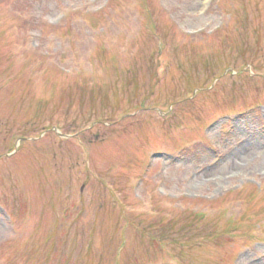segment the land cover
Returning <instances> with one entry per match:
<instances>
[{
	"label": "rangeland",
	"instance_id": "1",
	"mask_svg": "<svg viewBox=\"0 0 264 264\" xmlns=\"http://www.w3.org/2000/svg\"><path fill=\"white\" fill-rule=\"evenodd\" d=\"M141 1L0 0V264H264V0Z\"/></svg>",
	"mask_w": 264,
	"mask_h": 264
},
{
	"label": "bare ground",
	"instance_id": "2",
	"mask_svg": "<svg viewBox=\"0 0 264 264\" xmlns=\"http://www.w3.org/2000/svg\"><path fill=\"white\" fill-rule=\"evenodd\" d=\"M241 261H244L243 259H240Z\"/></svg>",
	"mask_w": 264,
	"mask_h": 264
}]
</instances>
